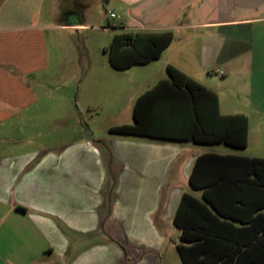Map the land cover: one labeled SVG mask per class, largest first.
Listing matches in <instances>:
<instances>
[{
	"label": "crops",
	"instance_id": "crops-1",
	"mask_svg": "<svg viewBox=\"0 0 264 264\" xmlns=\"http://www.w3.org/2000/svg\"><path fill=\"white\" fill-rule=\"evenodd\" d=\"M15 1L0 2V264H177L167 234L177 230L183 195L202 197L190 183L197 157L264 159V0H114L122 10L114 28L124 31L117 35L173 36L146 65L117 70L110 64L132 71L161 63L155 76L141 75L127 87L133 108L170 79L173 66L217 94L221 115L248 118L246 148L110 131L105 140L90 137L84 110L94 119L99 105L55 103L56 91L37 86L49 73L45 31L52 25L23 15L39 16L43 0ZM216 145L233 151L196 148Z\"/></svg>",
	"mask_w": 264,
	"mask_h": 264
},
{
	"label": "trees",
	"instance_id": "trees-1",
	"mask_svg": "<svg viewBox=\"0 0 264 264\" xmlns=\"http://www.w3.org/2000/svg\"><path fill=\"white\" fill-rule=\"evenodd\" d=\"M172 40L171 33L115 35L109 62L117 70L146 65L159 59ZM167 72L169 80L137 98L134 124L112 127L111 133L247 147L245 115H221L216 93L173 66ZM190 183L202 197L184 194L174 217V242L183 264H264V236H259L264 235V159L203 154Z\"/></svg>",
	"mask_w": 264,
	"mask_h": 264
},
{
	"label": "rangeland",
	"instance_id": "rangeland-1",
	"mask_svg": "<svg viewBox=\"0 0 264 264\" xmlns=\"http://www.w3.org/2000/svg\"><path fill=\"white\" fill-rule=\"evenodd\" d=\"M9 3L11 6H16L15 0H10ZM33 5L38 4L33 3ZM19 6L22 7L25 4L21 3ZM4 12L5 9H0V17ZM29 13L25 14L24 11L23 16L30 20L39 17L40 23L52 25L45 31L51 57L49 73L39 77L37 86L56 91L55 95L51 96L55 103L69 102L73 106L81 105L82 107L88 101L99 105L96 107L98 115H95L94 119L88 118L84 110L85 120L91 126L88 129L90 137L105 140L110 137L108 130L110 124H132L133 106L127 99V87L132 81L142 77L141 75L155 76L159 73V69L155 67L161 63L136 67L132 71L112 69L107 51L115 35L124 32L114 28L122 21V10L116 7L115 1L43 0V11L39 16L34 15L33 11ZM111 13H115L120 19L111 18ZM65 19L69 20V24L81 27H62L64 23L62 20ZM109 71L116 77H112ZM138 71L140 73L134 76L133 74ZM84 88L88 93L86 98H84ZM72 126L73 135L79 136L81 133L74 131L75 124ZM196 148L201 151L221 153L233 151L225 145ZM177 233L174 228L168 232L166 247L172 248L177 264H182L176 253L174 242Z\"/></svg>",
	"mask_w": 264,
	"mask_h": 264
},
{
	"label": "built area",
	"instance_id": "built-area-1",
	"mask_svg": "<svg viewBox=\"0 0 264 264\" xmlns=\"http://www.w3.org/2000/svg\"><path fill=\"white\" fill-rule=\"evenodd\" d=\"M110 17L113 18V19H117V18H119V17H118L116 14H114V13H111V14H110Z\"/></svg>",
	"mask_w": 264,
	"mask_h": 264
}]
</instances>
